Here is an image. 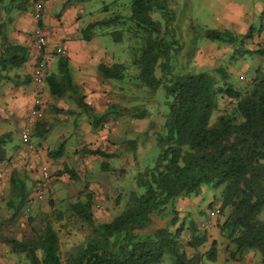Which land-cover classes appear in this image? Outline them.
I'll use <instances>...</instances> for the list:
<instances>
[{
    "label": "trees",
    "instance_id": "obj_1",
    "mask_svg": "<svg viewBox=\"0 0 264 264\" xmlns=\"http://www.w3.org/2000/svg\"><path fill=\"white\" fill-rule=\"evenodd\" d=\"M259 1L263 3L260 18L264 0ZM156 12L160 19L153 18ZM172 21L173 14L162 0H129L128 14L96 20L82 29L88 39L94 26L118 24L119 30L109 33L115 41L128 42L137 79L151 91L164 79L167 101L164 131L155 135L157 154L152 165L134 177L143 191L132 190L123 209L105 222H94L89 197L70 203V210L90 228L92 237L68 256L67 264H203L204 259L215 260L216 238L199 231L192 220L185 225L175 209L178 198L197 196L204 184L219 189L215 215L226 210L217 228L233 245L228 258L238 259L244 251L253 250L259 255V264H264V220L258 217L264 209V73L255 67L243 85L235 86L222 67L216 68L218 78L205 71L183 70L168 52V44H179L170 34ZM254 32L252 28L244 34L205 29L202 36L235 46L251 40ZM23 50L19 45L6 46L0 55L1 68L21 65L26 59ZM16 51L21 52L14 55ZM242 53L262 57L264 45ZM124 67L114 62L99 64L97 69L106 79H118ZM56 73L58 78L54 74L44 77L51 95L61 97L65 90H74L66 57H58ZM219 98H227L230 106L213 115L220 110ZM77 102L81 105L80 96ZM83 108L87 106L83 104ZM91 124L96 127L97 122ZM87 152L109 155L98 148ZM61 154V145L48 152L52 157ZM64 170L71 176V169ZM10 182L8 204H15L11 218L26 200L27 189L17 176ZM5 240L17 247L24 264H63L58 236L48 223L23 239Z\"/></svg>",
    "mask_w": 264,
    "mask_h": 264
},
{
    "label": "rangeland",
    "instance_id": "obj_2",
    "mask_svg": "<svg viewBox=\"0 0 264 264\" xmlns=\"http://www.w3.org/2000/svg\"><path fill=\"white\" fill-rule=\"evenodd\" d=\"M162 1L173 14V21L169 24L172 29L170 34L179 44L174 45V42L168 44V52L176 66L194 72L205 71L215 78H218L216 68L222 67L229 75L228 81L235 86L243 85L250 78L252 67L256 66L264 73L260 64H257L260 61L257 55L242 53L243 49H255L257 43L264 45V33L258 37L260 31L256 30L251 40L235 46L208 41L202 36L205 29L222 30L219 23L222 11L226 12L228 9L232 15L233 10L228 5H222L221 0ZM232 1L242 3L245 7L251 3V0ZM81 5L84 8L82 11H85L82 14L84 20L81 22L83 29L90 22L113 15L128 14L129 0H86ZM152 16L160 19L157 12ZM113 29L119 30V25H97L90 31V35L95 36L94 41L105 51L98 59L99 63L110 65L120 62L125 65L121 78L106 79L98 74L101 111L98 114L90 113L83 108L84 102L77 105L75 99L74 102L71 100L70 106L78 110L71 117L72 122H63L59 119L60 116L56 121L47 118L48 129L44 137L33 133L29 142L31 147L25 144L21 147L19 161L24 164L20 166L22 169L17 175L29 190L26 200L11 218L15 204L7 203L10 193L4 192L0 199V264H24L25 259L17 247L5 239H23L46 223L55 230L59 240V256L62 263L67 264L68 256L92 237L90 228L70 210V203L84 200L85 196L89 197L92 201L94 222H105L123 209L132 190L137 193L143 191L141 187L135 185L134 177L145 166H151L157 154L155 135L164 131L162 126L166 113L167 99L162 88L165 80L163 79L161 85L154 91L141 84L136 77L137 69L131 64L128 42L125 39L122 42L115 41L109 33ZM261 58L264 61V57ZM246 59L251 65L249 71L242 66ZM155 74L160 75L159 69L155 70ZM77 92L79 94L77 96L82 100L81 90ZM53 99L56 103L59 97L53 96ZM228 101L227 98H219L220 110H215L213 115L219 114L224 107L228 108L230 106ZM46 113L48 114V111ZM82 119L84 127L93 120L97 125L91 126L86 132L81 126ZM6 125L11 132L10 139L4 141L2 137L0 138V149H4L5 152L19 143L13 121L9 119ZM41 145L47 146L49 150L61 145L62 154L58 160L60 162L58 168L48 171L49 188L41 190V198H37L35 193L32 195L31 183L40 178L39 166L44 164L40 157ZM93 148H102L109 155L98 156V159L93 155H87L86 158L92 161L84 164L80 152H74ZM65 168L71 169V176L65 172ZM59 171L64 172L57 175ZM218 195L219 189L204 184L198 194L200 197L198 202L189 208L179 210L183 214L178 217L184 220L185 225L192 220L198 225L199 231H205L210 237L213 235L219 243L215 260L204 259L205 264H229L225 263L221 256L228 255V250H233L229 239L217 228L223 221L226 210L222 214H210L212 208L217 209L219 206ZM258 217L264 220V209ZM185 232L187 233V230ZM225 247L228 248L224 249Z\"/></svg>",
    "mask_w": 264,
    "mask_h": 264
},
{
    "label": "crops",
    "instance_id": "obj_3",
    "mask_svg": "<svg viewBox=\"0 0 264 264\" xmlns=\"http://www.w3.org/2000/svg\"><path fill=\"white\" fill-rule=\"evenodd\" d=\"M83 2L77 0H43L40 18L35 21L32 17L31 0H0V55L5 47L10 44L24 47L22 52L26 54L25 61L17 67L6 65L1 68L0 66V138L2 137L4 141L10 139L11 132L8 130L6 123L11 119L17 129L19 141L11 149L8 148L6 152L4 149H0V199L3 193L8 191L10 195L7 197V203L12 195L10 179L14 176L20 179L17 174L22 169L20 166L24 164V162L19 161L22 153L21 147H24L19 138V132L21 127L26 124L28 109L34 98H37L39 103L36 106V114L33 115L31 122L27 124L30 127V136L35 133L41 138L44 137L48 129L47 118L56 121L57 117L60 116L59 119L63 122H72L71 117L78 110L70 105L72 104L71 100L74 99L78 105L77 95L79 94L77 90H81L80 94L83 96L81 102H84L88 108L85 110L95 114L101 111V104H99L101 97L98 86V74L100 73L97 66L103 64L99 63L98 59L105 51L99 43L94 41L95 36L93 34L88 39H84V32L81 27V22L84 20L82 14L85 13V11H82L84 9L81 5ZM221 2H223L222 5H228L233 10L232 15H230L228 9L226 12L222 11L219 19L221 29L226 28L236 34H244L251 28L253 31L260 29L258 37L263 35L264 16L262 15L259 18L263 9L261 1L251 0L249 6L246 7L242 3L232 0H221ZM37 26L41 27L45 35V45L41 52L34 48L32 42V31ZM258 44H255V47ZM57 47L63 49L64 53H57ZM20 52L16 51L14 55ZM60 56L67 58L71 82L75 88L74 90H65L55 103L53 95L48 91L45 79L40 85H36L31 80V74L37 59L40 57L46 64L45 75L54 74L58 78L56 62ZM258 58L260 61L257 64H260L264 71V61L260 56ZM249 62L246 59L242 64L243 68L248 71L251 69ZM255 67H252L251 73H253ZM49 113L51 114L49 115ZM88 123L84 127L82 119L81 126L86 132L92 126L90 122ZM95 138H97L96 133ZM40 148L41 151H39L42 154L40 157L47 171L58 168L60 165L59 157L51 159L52 156L48 155L50 150L47 146L41 145ZM100 150L103 151L102 148ZM77 151L80 152L81 159H84V164L92 161L90 158H86L87 155H93L94 158L99 156L88 153L89 150H74V152ZM33 185L34 182L31 183L32 195H34ZM199 198L198 195L192 199L178 198L175 202L178 216L183 214L179 211L180 209L184 210L193 206ZM239 257L238 259H231L225 254L221 256V259L229 264H259V257L253 250H246ZM159 264H167V262L162 261ZM203 264H205L204 261Z\"/></svg>",
    "mask_w": 264,
    "mask_h": 264
},
{
    "label": "built area",
    "instance_id": "obj_4",
    "mask_svg": "<svg viewBox=\"0 0 264 264\" xmlns=\"http://www.w3.org/2000/svg\"><path fill=\"white\" fill-rule=\"evenodd\" d=\"M42 1L43 0H31V10H32V17L35 21H38L41 15V9H42ZM32 42L34 45V48L41 52L44 45H45V35L41 27L37 26L32 31ZM56 52L59 54H63L64 51L60 47L56 48ZM264 57V56H263ZM45 77V63L44 61L39 57L34 65L32 74H31V80L36 84L40 85L43 82V79ZM38 99L34 98L32 104L30 105L28 109V116L26 124L23 125L19 132V138L21 142L25 145H27L29 148L31 147L29 143V136H30V127L27 125L31 122L33 115L36 114V106L38 105ZM39 179L34 181V193L37 198H41V190H47L49 188V173L44 165L39 166ZM217 212L216 208H213L210 212L211 215L215 214Z\"/></svg>",
    "mask_w": 264,
    "mask_h": 264
}]
</instances>
